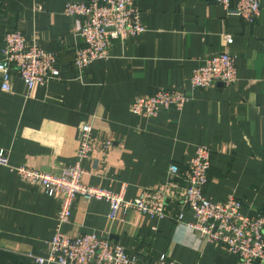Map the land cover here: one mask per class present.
Segmentation results:
<instances>
[{
	"label": "crops",
	"instance_id": "crops-1",
	"mask_svg": "<svg viewBox=\"0 0 264 264\" xmlns=\"http://www.w3.org/2000/svg\"><path fill=\"white\" fill-rule=\"evenodd\" d=\"M80 1L87 0H0V46L6 32L21 30L57 52L61 68L60 79L28 94L18 77L10 91L3 90L0 76V149L11 164L60 174L76 162L81 126L90 122L113 143L81 161L84 183L118 191L126 182L132 198L168 179L171 164L186 168L196 147L208 145L207 198L234 195L245 210L264 212V0L253 25L213 0H139L146 30L113 41L110 58L79 72L74 50L83 39L64 8ZM225 34L233 37L231 44ZM223 51L235 56L237 82L191 89L193 70ZM181 87L191 89L182 110L154 117L131 110L138 96ZM60 208V197L0 165V264H37V256L48 255ZM108 211L107 201L78 196L62 230L96 233L147 259L165 253L173 264H237L236 254L205 242L183 223L135 210L113 220ZM192 218L186 211L185 220Z\"/></svg>",
	"mask_w": 264,
	"mask_h": 264
},
{
	"label": "built area",
	"instance_id": "built-area-1",
	"mask_svg": "<svg viewBox=\"0 0 264 264\" xmlns=\"http://www.w3.org/2000/svg\"><path fill=\"white\" fill-rule=\"evenodd\" d=\"M138 1L87 0L65 5V15L73 20L74 30L83 39L74 50L73 62L79 72L95 60L110 58L113 41H123L146 30ZM213 1L226 14L236 15L250 25L255 24L261 14L262 0ZM224 37L227 44L233 42L230 34ZM0 76L3 90L10 91L12 80L18 77L28 94L37 85L60 79L59 56L44 47L37 36L28 38L21 30H10L0 46ZM237 80L235 56L223 51L205 58L189 76L188 84L191 89H204L218 83L232 86ZM191 89H158L154 94L136 97L131 110L145 117H154L169 109L182 110L191 99ZM80 134L76 162L60 174L25 165L14 166L8 151L0 149L1 166L16 171L23 181L40 184L49 196L61 198L49 253L37 256V264H173L165 253L147 259L96 233L71 235L64 232L62 225L69 220L78 196L88 201H107L110 219L123 220L131 210L151 218H166L185 224L207 243L224 246L236 254L237 264L264 263V212L245 210L242 200L234 195L222 201H212L206 196L213 155L210 146H197L186 168L171 164L168 179L155 187L142 188L138 195L127 198L126 182H121L118 191L83 182L86 170L81 161L90 158L99 148L107 152L113 141L98 136L90 122L82 124ZM186 211L192 213V220H185Z\"/></svg>",
	"mask_w": 264,
	"mask_h": 264
}]
</instances>
